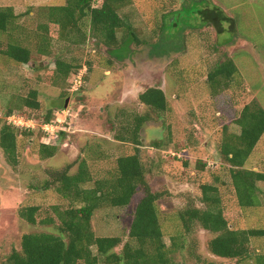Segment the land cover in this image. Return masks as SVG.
Instances as JSON below:
<instances>
[{
    "label": "rangeland",
    "instance_id": "1",
    "mask_svg": "<svg viewBox=\"0 0 264 264\" xmlns=\"http://www.w3.org/2000/svg\"><path fill=\"white\" fill-rule=\"evenodd\" d=\"M65 2L0 0V7L12 6L21 15L20 23L29 31L32 41L28 64H16L0 55V110L5 112L9 105L37 90L43 110H52L54 119L58 118L56 111L61 112L63 107L71 114L64 123L65 129L54 134L45 136L40 129H34V134L23 136L25 129L17 128V167L8 163L0 147V261H5L13 248L21 247L24 234L56 233L55 225H32L19 215L20 208L29 204L67 206L55 191L38 189L46 170L61 169L81 155L89 158L95 178H101L114 168L118 156L135 151L133 145H121L115 140L110 119L119 108L143 110L138 95L146 88H163L169 102V110L164 113L167 127L163 128L160 121L146 124L140 149L142 161L154 169L150 176L153 189L170 191L159 202L169 214L186 205V194L195 196L201 205L200 184L213 180L214 169L223 171V179L229 181L219 154L225 127L240 131L234 120L246 104L257 102L264 108V0H131L119 12L138 42L112 52L91 34L88 20L83 29L87 34L85 40L72 32L62 38L56 29L49 44L51 53L44 55L38 50L35 36L39 24L46 21L42 8ZM101 3L95 1L94 6ZM217 7L232 17L224 22L227 31L223 34L214 24L201 21V11ZM170 20L176 21V25L169 26ZM8 42V36L0 33V49ZM229 58L237 64L239 74L232 86L216 92L207 79L217 65ZM58 59L80 67L65 77L57 71ZM76 80L78 89L73 87ZM27 112L31 118L41 120V111ZM59 118L64 120L65 116ZM44 140L59 147L54 157L43 159L39 154ZM157 142L162 145L156 147ZM170 151L181 154L174 156ZM203 164L208 165L204 172ZM246 167L264 171V135ZM77 168L76 165L72 171ZM259 186L261 205L247 209L239 206L232 188H223L224 209L234 227H264V182H259ZM140 197L142 193L136 195L130 206L98 210L93 218L96 232L124 236ZM171 222L165 223L167 245L172 244L179 228ZM214 236L197 228L187 240L202 261L236 264L211 253L208 242ZM252 246L264 253V237L254 238ZM175 258L181 264H202L194 256Z\"/></svg>",
    "mask_w": 264,
    "mask_h": 264
},
{
    "label": "trees",
    "instance_id": "2",
    "mask_svg": "<svg viewBox=\"0 0 264 264\" xmlns=\"http://www.w3.org/2000/svg\"><path fill=\"white\" fill-rule=\"evenodd\" d=\"M95 1L98 0H66L64 4L43 7L46 21L39 24L35 34L40 53H51L49 44L56 29L60 30L62 38H67L63 36L72 32L80 34L85 40L87 34L83 29L88 20L91 34L112 52H120L132 42H138L131 26L119 12L131 0H100V6H94ZM201 13V21L214 24L220 34L227 31L224 22L232 20L219 7ZM20 17L14 7H0V33L9 38L6 46L0 49V55L16 64H28L32 58V41L29 31L20 23ZM170 21L169 26L176 25V21ZM56 66L65 77L80 67L60 59ZM238 74L237 64L229 58L217 65L207 80L213 90L220 92L232 86ZM38 94L37 90H31L15 106L12 103L5 112L1 110L0 147L13 167L20 163L19 133L18 127L6 118L14 113L31 118V113L27 112L30 110L42 112L41 120L35 118L40 123L56 122L52 110H43ZM138 100L143 110L119 108L110 119L115 140L121 145H133L135 151L118 156L114 160V168L101 178H95L89 158L81 155L61 169L46 170V177L38 189L55 191L67 206L29 204L20 208L19 215L32 225H55L57 231L24 234L21 247L13 248L0 264H181L176 261V255L184 258L194 256L202 264H224L202 261L194 247L188 244L187 238L197 228L215 235L208 242L212 254L239 264L248 260L254 261L250 264H264V253L257 252L252 246L254 238L264 237V227H234L226 215L222 193L223 188H232L241 208L261 205L259 182H264V171L247 168L246 163L264 135V108L257 102L246 104L234 120L240 131H230L228 126L225 127L219 154L221 165L228 171L229 181L223 179L226 177L223 171L214 169L213 180H203L200 184L201 205H198L195 196L186 194V205L169 214L159 202L170 195V191L153 189L150 176L154 169L145 164L140 156L144 145V126L154 121H160L163 128L168 125L164 116L169 110L167 94L163 88L151 86L140 92ZM57 112L60 111H56V116ZM34 132V129H25L22 135ZM161 145L155 143L156 147ZM58 150L54 142H42L38 151L46 159L54 157ZM170 153L178 157L181 154ZM76 165L78 168L73 172ZM207 166L202 165L203 172ZM139 193L142 197L133 207L132 223L124 236L99 235L96 232L93 218L98 210L130 206ZM171 220L179 228L172 237V244L167 245L164 229L165 223Z\"/></svg>",
    "mask_w": 264,
    "mask_h": 264
},
{
    "label": "built area",
    "instance_id": "3",
    "mask_svg": "<svg viewBox=\"0 0 264 264\" xmlns=\"http://www.w3.org/2000/svg\"><path fill=\"white\" fill-rule=\"evenodd\" d=\"M75 83L76 84L73 87H76L78 89L77 84L79 83V80H76ZM76 88H73V89H76ZM67 110L68 109L66 108V109H63L61 112H57L58 118L56 119V122H54V123H39L38 121H36L33 118H26L24 116L17 115V114H12L11 116H8L6 119L10 124H12L18 128L40 129V130H42V132H44V135L46 136L48 134H54L57 131H60L62 128H64L63 127L64 123L66 122L68 117H70V115H71V114L66 112ZM59 115H64L65 116L64 120H61V118H59ZM1 117H2V112L0 110V118ZM64 129H62V130H64ZM49 137H51V136H49ZM44 141L46 142L47 140H44ZM46 143H48V142H46Z\"/></svg>",
    "mask_w": 264,
    "mask_h": 264
},
{
    "label": "water",
    "instance_id": "4",
    "mask_svg": "<svg viewBox=\"0 0 264 264\" xmlns=\"http://www.w3.org/2000/svg\"><path fill=\"white\" fill-rule=\"evenodd\" d=\"M68 101H69V100H67V102H66V107L68 106Z\"/></svg>",
    "mask_w": 264,
    "mask_h": 264
}]
</instances>
